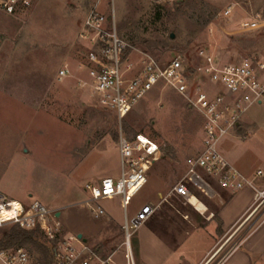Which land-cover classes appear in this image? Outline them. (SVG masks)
<instances>
[{
    "label": "rangeland",
    "instance_id": "1",
    "mask_svg": "<svg viewBox=\"0 0 264 264\" xmlns=\"http://www.w3.org/2000/svg\"><path fill=\"white\" fill-rule=\"evenodd\" d=\"M233 2L240 8L224 19L222 12ZM98 4L109 23L114 15L120 37L135 49L133 62L147 55L166 65L183 56L194 65L201 49L224 62L264 59L262 36L234 34L247 13H264V0H33L14 15L0 10V194L26 208L39 202L61 224L58 241L84 234L91 242L84 243V237L80 243L102 257L124 250L125 220L130 223L135 210L151 203L153 218L129 231L135 264H196L214 243L219 253L210 264H221L254 230L259 237L264 215L259 212L247 221L260 201L255 203V191L245 188L225 205L224 215L230 220L246 202L254 208L232 228L223 229L219 220L188 224L195 217L191 206L171 192L184 177L186 159L201 150L203 119L189 108L181 87L155 86L120 123L115 110L102 106L99 97L81 89L76 79L58 80L65 66L78 76L87 48L78 35L85 17ZM244 120L251 129L249 139H235L233 157L249 161L254 177L259 169L264 174V104L251 107ZM121 134L130 140L143 134L160 147L158 156L147 161L144 189L125 209L117 200L85 204L91 200L87 183L94 186L86 179L110 169L120 173L115 147ZM226 138L220 142L221 153ZM254 185L262 189L264 176ZM138 188L132 186L131 197ZM196 195L200 209L223 208ZM92 208L115 216V223L104 225L106 215L96 219ZM14 226H0V243ZM48 243L59 248V242ZM19 249L39 262L31 247ZM255 261L264 264V257Z\"/></svg>",
    "mask_w": 264,
    "mask_h": 264
},
{
    "label": "built area",
    "instance_id": "2",
    "mask_svg": "<svg viewBox=\"0 0 264 264\" xmlns=\"http://www.w3.org/2000/svg\"><path fill=\"white\" fill-rule=\"evenodd\" d=\"M32 2L0 0V10L14 15L30 7ZM99 4L87 14L78 35L79 40L87 45L77 70L78 76L65 66L59 71L58 80L76 79L81 89L89 90L99 97L102 106L114 109L120 123L133 113L155 86H180L189 108L201 115L203 128L201 150L186 159L184 177L173 187L171 195L196 206L192 204V199L199 205L201 202L196 195L199 193L217 207H225L226 200L222 192L235 195L250 188L255 191L254 202L260 203L255 208L252 206L254 210L247 221L259 212L263 216L264 190H258L254 182L264 174L259 171L253 179H248L221 154L219 146L224 138L238 128L251 107L264 104V59L244 58L224 62L214 53L201 49L194 65L183 56L166 65L147 55L139 62H133L131 56L135 49L120 37L114 15L109 23L108 17L100 11ZM239 8V3L233 2L221 16L229 19ZM246 15L237 24L234 34L251 33L264 38V13ZM159 152V145L143 134H137L131 140L121 134V177L117 181L108 178L97 186H87L91 202L122 196L124 204L128 205L132 199L130 193L133 181H137L139 192L147 182V161ZM91 210L95 217L104 213L100 208ZM153 211L149 207L143 209L137 217V223H145ZM5 212L12 213V218H5ZM6 224L18 225L24 230L39 227L49 242H59V248H54L52 264H135L129 232L134 227L132 221L129 223L125 220L122 227L126 231L124 250L107 257L82 245L78 237L70 236L58 241L61 224L52 211L37 201L26 208L0 194V226ZM0 260L3 264H40L33 262L31 256L22 249L1 251Z\"/></svg>",
    "mask_w": 264,
    "mask_h": 264
},
{
    "label": "crops",
    "instance_id": "3",
    "mask_svg": "<svg viewBox=\"0 0 264 264\" xmlns=\"http://www.w3.org/2000/svg\"><path fill=\"white\" fill-rule=\"evenodd\" d=\"M244 118H245V116L242 118L238 128L230 136H228V138H226V147H223L221 154L235 168L240 170L244 176H246L248 179H253L255 177V176L253 177L254 170L252 169L251 166H249V161H247L245 159H241V160L238 161L237 159H235L233 157V152L235 151V145H236L235 139H238V140L249 139V133L251 132V129H249V127H247V123H244V121H245ZM115 150L117 151L116 153H117V156H118V159H119L118 163H119L120 168H121V161H120V154H119V142H118L117 147H115ZM157 156H158V154H157ZM151 159H153V158H151ZM184 167H185V172H186V169H187L186 164H185ZM146 168H147V164H146ZM147 170H146V173H147ZM259 171H261V170L259 169L257 172H259ZM120 177H121V169H120V173H119V169H117V170L110 169V170H107V171H103L102 173L97 174L95 176H92V177H90V179H86V180L84 179V180L86 182H92V184H94V186H97L104 179L111 178V179L117 181V180H119ZM146 179H147V174H146ZM87 184H88V186L91 185V183H87ZM145 185L142 187V189L139 192H137L132 197V199L128 203V205L124 204V199H123L122 196H115L113 198L106 199V201H116L117 200L119 202V206L123 207L125 209V208L129 207L132 204V202H134L137 199V197L140 195V193L144 189ZM260 190H264V187L262 189H260ZM240 193H242V192H240ZM240 193H238V194L240 195ZM238 194L232 195V194H230L228 192H222V196L224 198H227V200H226V204L227 205H228V202L231 201L232 199H234L235 196H237ZM87 203L88 204H90V203L92 204L91 200H90V202L89 201L85 202V204H87ZM192 204L196 205V206H191L190 205L191 206V211H192V213L195 214L194 215L195 217L193 219H191V218L188 219V224H190V225H195V224L198 225L200 223L204 224V223H207V222H211V224H213V223H215V224L217 223L218 224V220H219L220 224L222 225L223 229H225V230L230 229L233 226H235L236 223L247 212H249L250 209L252 208V203L251 202H246L244 204V206L241 207V209L237 212L236 216L231 218L230 220H228V219H226V217L224 215L225 214L224 210H225L227 205L225 207H223L219 212L218 211L215 212V211H211V210L207 211V210L200 209L201 208V206H200L201 203L198 205V203L196 202L195 199H192ZM23 205H24V203H23ZM56 207H58L57 209H59V208L65 209L64 207H61L59 205H57ZM146 207L154 209L153 215L151 216L150 219L153 218V216L155 214V207L153 206V204L146 203V204L142 205L137 210H135V215L131 219V221L133 223V226H134L133 229H136L138 226L142 225V224L137 223L138 221H136V220H137L138 215L141 213V211L143 209H145ZM102 211L104 212L103 215L105 214L106 218H107L106 223L104 225H107V223H110V222H114L115 223V216L108 215V213L106 211H104V210H102ZM214 212H215L216 215H214ZM57 217L60 218V220H62L63 219V214L62 213L61 214L58 213ZM95 218L97 219L99 217H95ZM136 223H137V225H136ZM254 232H255V230L249 235L248 238H246L244 240V242L241 244V246L239 248H236L233 251H231L230 253H228V255H226V257L224 258V260H223V262L221 264H259V262L257 263V261H255V259L259 260V259H262V257H264V231L260 233L259 237L255 236V235H257V233L255 234ZM253 233H254V235H253ZM79 235H82V238L85 237L84 234H77V236H79ZM254 238H256V240H254ZM84 239L86 240L85 241L86 244L89 245L90 242H91L90 238L89 237H85ZM252 240H253V242H252V244H250V242ZM216 245H217V243H214V246L210 247L207 251H205L203 256L199 259L198 263H196V264H210L215 258H217L219 251L218 250L214 251V248H215ZM245 246H248V247H246V250L245 249L242 250L243 248H245Z\"/></svg>",
    "mask_w": 264,
    "mask_h": 264
},
{
    "label": "trees",
    "instance_id": "4",
    "mask_svg": "<svg viewBox=\"0 0 264 264\" xmlns=\"http://www.w3.org/2000/svg\"><path fill=\"white\" fill-rule=\"evenodd\" d=\"M48 242L39 227L33 230H24L15 225L12 233L7 235L0 243V252L29 246L39 255L38 263L52 264L54 249L50 248Z\"/></svg>",
    "mask_w": 264,
    "mask_h": 264
},
{
    "label": "snow or ice",
    "instance_id": "5",
    "mask_svg": "<svg viewBox=\"0 0 264 264\" xmlns=\"http://www.w3.org/2000/svg\"><path fill=\"white\" fill-rule=\"evenodd\" d=\"M17 207H19L18 205H17ZM3 215L5 216V218H12V213H8V212H5V213H3Z\"/></svg>",
    "mask_w": 264,
    "mask_h": 264
},
{
    "label": "water",
    "instance_id": "6",
    "mask_svg": "<svg viewBox=\"0 0 264 264\" xmlns=\"http://www.w3.org/2000/svg\"><path fill=\"white\" fill-rule=\"evenodd\" d=\"M78 239H79V240H82V235H79V236H78ZM84 242H85V240H84Z\"/></svg>",
    "mask_w": 264,
    "mask_h": 264
},
{
    "label": "bare ground",
    "instance_id": "7",
    "mask_svg": "<svg viewBox=\"0 0 264 264\" xmlns=\"http://www.w3.org/2000/svg\"><path fill=\"white\" fill-rule=\"evenodd\" d=\"M137 183V181H133V183H132V186L134 185V184H136ZM224 248V247H223Z\"/></svg>",
    "mask_w": 264,
    "mask_h": 264
}]
</instances>
